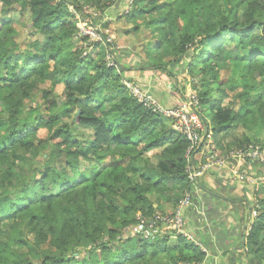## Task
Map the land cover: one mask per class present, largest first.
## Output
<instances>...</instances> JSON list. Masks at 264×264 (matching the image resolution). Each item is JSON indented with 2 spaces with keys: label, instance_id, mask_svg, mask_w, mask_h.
I'll use <instances>...</instances> for the list:
<instances>
[{
  "label": "trees",
  "instance_id": "obj_1",
  "mask_svg": "<svg viewBox=\"0 0 264 264\" xmlns=\"http://www.w3.org/2000/svg\"><path fill=\"white\" fill-rule=\"evenodd\" d=\"M115 1L0 0V264L206 260L182 235L172 241L169 230L141 224L168 214V206L174 213L203 177L189 179L190 142L130 93L122 74L128 70L107 37L91 44L81 33L79 22L97 25L86 7L99 10L101 20ZM132 5L124 17L142 20L153 36L138 64L181 77L197 92L220 157L229 158L233 146L264 149L256 139L264 131V0ZM17 8L31 12L27 38L36 39L24 53L10 16ZM92 45L100 53L85 56ZM239 127L250 132L246 146L238 139L225 144ZM227 172L232 176V167ZM251 187L241 255L247 264H264V188Z\"/></svg>",
  "mask_w": 264,
  "mask_h": 264
},
{
  "label": "crops",
  "instance_id": "obj_2",
  "mask_svg": "<svg viewBox=\"0 0 264 264\" xmlns=\"http://www.w3.org/2000/svg\"><path fill=\"white\" fill-rule=\"evenodd\" d=\"M146 68L140 64L131 68L133 81L163 106L172 107L181 103L180 98L187 85L183 89L182 80L174 79L168 73L166 75L174 81L168 77H158V74L151 75L148 73L163 72ZM199 184L192 192V204L183 213L191 241L206 254L203 264H247L242 258L246 255L241 254L245 244L244 235L249 227L246 217L249 211L245 206L249 187L230 176L227 170L219 169L207 173ZM166 210L172 212L169 206Z\"/></svg>",
  "mask_w": 264,
  "mask_h": 264
},
{
  "label": "rangeland",
  "instance_id": "obj_3",
  "mask_svg": "<svg viewBox=\"0 0 264 264\" xmlns=\"http://www.w3.org/2000/svg\"><path fill=\"white\" fill-rule=\"evenodd\" d=\"M100 3L105 4L106 1L108 0H98ZM128 0H116L114 5L110 7L104 14L103 18L100 20L98 16H100L101 12L97 10V12L92 11V9H89V7H86V9L92 14V16L95 18L97 21V25L95 27H89L86 26L84 23L78 24L80 31L83 33L84 36H89L90 37V42L91 44H98L103 41V37L101 34H104L107 37V43L111 44L113 47V51L118 55V59L124 63V69L128 70L125 73H122L123 76L127 79H125L124 84L127 86L134 85L135 83L129 80H133L134 78L131 77V68H136L138 64V57H146V51L145 49L148 48L149 44L151 43V39L153 38L152 34L146 29L144 26V23L142 20H134L132 18L126 19L124 16L127 15L128 13H131L133 9V1L134 0H129V2L126 4ZM110 5V2H108V5ZM2 5H0V12L3 9L1 8ZM15 7V6H14ZM72 9V7H71ZM21 8H17L14 12L10 14V16L13 19V27H15L19 33V36L16 37V41L20 43V48L21 52L24 53L25 51H30L32 48L29 47V42H34L36 39H28L27 34H28V28L31 27L30 23V18H31V12L29 10H24ZM73 10V9H72ZM0 20H1V13H0ZM96 29H99L101 32L97 33ZM233 43V42H232ZM89 43L86 44V46ZM155 45H153L154 47ZM124 52V56H129V59L131 60L130 63L127 64L126 61L123 60V58L120 56L119 53ZM89 53H93L95 56H98L100 53V49H94L93 45L88 47V51H86L85 56H87ZM106 62H108L109 66H114L113 60L111 56H108L106 58ZM130 70V71H129ZM140 71V70H139ZM130 73V74H129ZM148 74H158L157 76H164L165 78L168 77L170 80L174 81L173 78L170 76L166 75V73H148ZM150 75V76H151ZM136 79V78H135ZM200 78H189V80H192L191 82H196ZM178 80H182V88L184 89L185 84L187 85L186 89L184 90V96L187 95L189 92V87L190 85L185 82L183 78L180 77ZM128 88V87H127ZM59 89L56 90V94H59ZM182 98V97H181ZM180 98V99H181ZM218 96L215 97L216 100ZM228 101L223 102V105L226 106ZM234 109L238 110L239 104L235 102L234 104ZM246 137H250V132L247 129H244L242 127H239L237 131H235V134L233 136H230L227 138L226 143H231L234 142L236 139L242 142V147L246 146L245 139ZM256 139L260 140L261 142L264 141V131L263 133L261 132L259 136H256ZM206 146L209 147V151L213 152V150L217 153L218 156H220V152L216 151V146L214 143L213 135L212 132L209 133V138L206 140L205 143V149ZM258 145H251L250 148H255ZM261 148V146H258V148ZM242 150L241 147L239 146H233L231 152H229V157L232 156L231 154H235L236 152H239ZM197 159L201 158L202 151H198L197 153L194 154ZM261 164H254L253 162H247L246 159L242 160H237V159H232L229 163L226 164V167L223 169H219V171L222 170H227L228 168H233L232 171L237 170L239 174L242 176L236 177L234 179H237L239 182L242 184H250L246 185L249 187V198H250V188L251 186H254L256 188V191L258 192L261 187L264 188V181H260L259 179L264 178V168H262ZM259 170L261 171L260 174H258ZM213 171V170H212ZM245 172H248L250 175H253V180H248V177ZM223 174V173H222ZM239 174L237 176H239ZM242 177V178H241ZM256 180H258L256 182ZM263 182V183H262ZM264 194H262V197ZM252 204H257L256 201H252ZM255 213L252 214V217H255ZM141 218V217H139ZM188 226L186 225V220H185V233L182 235V238H186L191 241V235L189 231H187ZM153 232H157L156 230ZM171 232V231H170ZM172 241H177L176 236L171 239Z\"/></svg>",
  "mask_w": 264,
  "mask_h": 264
},
{
  "label": "built area",
  "instance_id": "obj_4",
  "mask_svg": "<svg viewBox=\"0 0 264 264\" xmlns=\"http://www.w3.org/2000/svg\"><path fill=\"white\" fill-rule=\"evenodd\" d=\"M127 87L130 93L138 99L140 103L151 109L154 113L170 120L173 130L190 142L186 159L190 163L187 172L192 182H196V180L204 177L206 173L212 172V170L225 168L226 164L232 159H246L247 162H253L254 164H264V149L258 148V146L249 148L248 150L242 149L235 154H231L232 156L229 158L218 156L214 150L213 152L209 151V147L207 146L205 149L204 146L206 140L209 138L210 131L204 123L199 96L191 87H189V92L186 96L182 95L180 105L173 109L166 108L159 104L152 96L143 92L137 84ZM198 151H202L200 159H197L194 155ZM195 163L197 164L195 165ZM232 174L239 178L242 176L237 170L232 171ZM238 174L239 176H237ZM191 204L192 193H186L174 213L165 215L157 213L154 219L148 224H146L145 220L139 219H141V224L150 231L156 230L158 232L160 229H166L171 231L175 236L184 235L186 217L184 216L183 210L188 208Z\"/></svg>",
  "mask_w": 264,
  "mask_h": 264
},
{
  "label": "water",
  "instance_id": "obj_5",
  "mask_svg": "<svg viewBox=\"0 0 264 264\" xmlns=\"http://www.w3.org/2000/svg\"><path fill=\"white\" fill-rule=\"evenodd\" d=\"M77 115H79V113H78ZM76 117H77V116H76Z\"/></svg>",
  "mask_w": 264,
  "mask_h": 264
}]
</instances>
